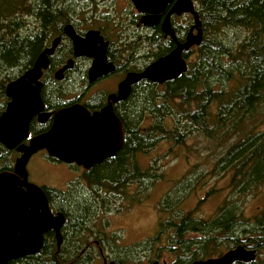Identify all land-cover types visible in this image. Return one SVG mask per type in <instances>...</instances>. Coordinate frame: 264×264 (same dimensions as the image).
I'll return each instance as SVG.
<instances>
[{"label": "trees", "instance_id": "trees-1", "mask_svg": "<svg viewBox=\"0 0 264 264\" xmlns=\"http://www.w3.org/2000/svg\"><path fill=\"white\" fill-rule=\"evenodd\" d=\"M72 3L0 0V72L18 68L22 74L31 67L45 44L70 23V16L76 11ZM195 3L204 40L184 54L187 72L162 86L139 85L128 102L117 106L116 112L124 124V144L117 155L85 172L84 186L75 183L69 189L46 187L50 204L67 217L60 250L51 234L40 253L17 264H90L95 259L90 237L100 235L101 243L109 241L106 233L109 222L103 216L128 210L139 200L141 191L150 190L163 177L153 172L152 166L141 170L135 157L156 148L159 141L170 140L173 147L183 146L185 138L194 131L216 145L227 139L224 154L215 167L222 175L225 171L230 173L228 196L210 221L194 220L198 209L185 214L179 223H164L162 219L158 234L135 248L149 250L150 258L154 244L161 240L167 228L173 231L171 240L187 254L184 261L215 258L225 249L244 246L257 251L256 260L248 264H264V207L250 217L245 210L251 198L264 193V0H197ZM67 5L69 12L64 10ZM76 14L85 26L94 23L83 13ZM29 16L33 22L27 20ZM34 18L39 27L35 26ZM120 20L102 17L100 23L104 29L109 26L116 29ZM175 27L179 41L183 42L187 29L176 24ZM161 37L157 32L150 39L154 44L160 42L158 57L174 48L173 42L161 41ZM192 56L196 59L190 63ZM5 86H1V99ZM149 121L151 124L145 125ZM170 121L172 128L168 126ZM209 174L216 175L212 171ZM206 175L197 174L195 185L203 182L205 187ZM213 183L216 187V181ZM134 185L142 187L138 195L131 194ZM213 187L206 191L207 195L216 192ZM170 204L168 199L167 206ZM168 210L163 205L160 212ZM172 214L176 215V211ZM186 234L195 238H187ZM114 248L117 264L134 262L120 247Z\"/></svg>", "mask_w": 264, "mask_h": 264}, {"label": "water", "instance_id": "water-1", "mask_svg": "<svg viewBox=\"0 0 264 264\" xmlns=\"http://www.w3.org/2000/svg\"><path fill=\"white\" fill-rule=\"evenodd\" d=\"M131 2L137 12L143 15L141 24L152 29L160 25L163 34L175 42V48L141 73L128 74L119 85L118 93L112 95L113 103L126 100L132 87L142 80L164 85L180 78L188 70L184 54L200 46L204 40L202 21L193 0ZM174 15L193 17V25L184 42L177 40L172 28L171 17ZM64 33L72 40L77 56L94 60L89 70L91 83L115 70L113 65H107V43H103L98 31H89L83 39L69 25L65 27ZM59 42V39L54 40L52 47L43 51L30 69L6 85L5 94L9 102L0 116V143L7 151L17 149L22 156L16 160L13 172L0 173V264L40 253L44 246V234L49 231L55 232L58 248L62 244L61 229L66 221L65 216L62 213L53 215L44 191L28 182L27 165L33 155L46 150L50 157L62 163L76 164L90 170L114 158L124 144L122 121L114 112L112 104H109L93 114L81 105L62 109L54 114L53 123L47 132L31 138L28 145H20L29 139V127L34 117L39 116V121L46 123L52 116L43 113L41 78L49 67V56L53 55ZM97 43H102L98 49ZM67 69L68 66L56 72V79L61 80ZM256 257L255 249L238 246L220 257L197 260L191 264H248L254 262ZM104 264L116 263L105 261Z\"/></svg>", "mask_w": 264, "mask_h": 264}, {"label": "rangeland", "instance_id": "rangeland-1", "mask_svg": "<svg viewBox=\"0 0 264 264\" xmlns=\"http://www.w3.org/2000/svg\"><path fill=\"white\" fill-rule=\"evenodd\" d=\"M66 2H74L72 4L80 13L82 9H85L84 12L89 15L91 14V16L87 17L86 15H81L88 18L89 21H94L95 18H98L96 14L90 12L92 8L88 0H66ZM94 2H107V7L111 5L113 7L111 11H109L107 7L100 9L98 15H105V12H115V14L118 13L121 15V19L124 18L125 22H127L128 16H132L133 9H131V5L128 3L130 0H94ZM27 20L33 22V18L30 16ZM175 24L181 28H186V32L188 33L189 28L193 25V17L184 15L180 20H177ZM127 26L128 28L130 27L128 24ZM138 32H141V36H151V33L144 29H140ZM195 59L196 56H192L189 59L190 63H193ZM19 74L18 68L0 72V95L2 92L1 86L7 85L10 81L16 79ZM2 101L3 100L0 98V112L3 111L4 108ZM149 124H151V121L147 122L145 125ZM168 126L172 128V121H170V125ZM262 128L264 129V126ZM185 139H187L186 144L180 147H173V141L165 140V142L159 141L156 145L157 147L149 150L146 154L139 153L135 157L138 167L141 170H146L152 166L155 170L153 171L152 168V171L163 177L155 181L150 190L141 191V186L134 185L131 189V194L138 195L140 191L142 193L138 195L139 200L133 202L134 205H131L128 210L122 213H114V211H112L110 214L101 215V217H104L105 221L107 220L109 222V229H106V233L109 236V241L112 242V239H115L113 242V249L115 250V245L120 247L131 259H134L132 264L152 263L148 258L149 250L145 248L136 249L135 247L140 246V244H143L146 240L153 239L158 234L160 229L159 223L162 219H164V223L168 221L179 223L185 214L198 209L196 211L197 213L193 216V218L195 217L194 220L210 221L216 217L224 199L229 194V171H225L222 175V171L215 167L219 158L224 154L225 150L223 147L226 146L224 144L227 142V139L223 140L219 145H216L210 143L209 139L198 135L195 131ZM231 142H229L227 146H229ZM45 161L49 162L42 154L38 153L33 156L27 166L30 180L39 186L66 189L70 184L69 182L73 181L76 183L77 176L79 175L80 177V175H84L83 170H78L61 162L54 164L57 168L49 167L45 172L43 170L44 164L43 166L41 164V162ZM209 171H212L216 175L212 177ZM199 173L207 174V184L205 187L202 185L203 182L195 185L194 178ZM213 181H216V187H213ZM212 187L216 189V192L207 195L206 191ZM168 199L171 202L169 206H167ZM124 204L125 208L127 203L124 202ZM163 205L169 208L165 213L160 212ZM117 207H121V204H118ZM262 207H264V193L261 197L251 198L248 204L245 205L247 216L250 217L255 215ZM174 211H176V215L172 214ZM97 225L100 227V223ZM166 230L167 231L162 234L161 240L154 244L153 251L151 252V257L153 258L151 259L158 258V254L161 253L160 258L163 257L162 259L168 262H173L181 256V260L184 261L187 254H183L184 249L171 240L173 231L167 228ZM113 234H116L117 237L114 236L112 238ZM186 235L187 238H195V236ZM100 238L101 237H97V240H100ZM94 247L93 254L96 259L91 263L102 264V261L98 258L99 247ZM108 251L109 255H111L109 248ZM226 251L227 249H225L223 253ZM112 255L114 256L113 253ZM113 256L111 258H113Z\"/></svg>", "mask_w": 264, "mask_h": 264}, {"label": "flooded vegetation", "instance_id": "flooded-vegetation-1", "mask_svg": "<svg viewBox=\"0 0 264 264\" xmlns=\"http://www.w3.org/2000/svg\"><path fill=\"white\" fill-rule=\"evenodd\" d=\"M193 2H196V0H193ZM128 3L131 5V9L133 10H132V16L131 17L128 16L127 22H125L124 18L122 17L123 19H121V15H119L118 13L115 14V12L113 13L105 12V15L104 14L98 15V13H100V9L107 7L108 5L107 2H90V6L92 8L90 12L93 14H96L98 18H95L94 21L90 20V22H94V23L88 24L87 26L81 23L80 18L77 17L78 15L76 14L78 9L74 8L76 11L74 15L70 16V21H69L70 23H67V25L63 26L61 28L62 31L56 36H54L50 40L49 43L45 44L40 54L46 49L51 48L54 40L56 39L60 40L53 55L49 56V67L46 71H44L43 77L41 78V82L43 84L42 91H41V96H42V100L44 103L43 113H49V114H52V116L48 119L46 123H41L39 121V116L34 117L29 127V139L23 141L20 145L22 144L28 145L31 138L47 132L51 128V125L53 123L54 114L62 109H66L74 105H81L85 109H87L91 114H93L96 111H100L107 105L112 104L114 112L118 116L116 112L117 106L123 105L126 102H128L135 88H137L139 85L150 83L147 80L140 81L137 85H134L132 87L131 94L126 100L113 103L112 98H111L112 95H115L118 93L119 85L126 80L128 74L141 73L150 64L155 62L157 59L165 56V55H162L160 57L157 56V53H158L157 45H158V48H160V42L157 44L150 42L151 36H152V39H154L153 38L154 35L158 32L162 36L161 41L173 42L174 48H175V42L171 39L170 36L166 37L163 34L160 25L154 29L144 27L141 24V19L143 15L137 12L131 0ZM112 8H113L112 5L107 7L109 11H111ZM64 10L69 12L70 11L69 6L67 5V8H64ZM169 10H170V7L167 9L166 13L163 14L162 21L167 15V13L169 12ZM84 11L85 9H82L81 13L85 14L87 17L91 16V14L88 15ZM183 16L178 17L174 15L171 17L172 28L175 31L176 38L178 41L179 39H178V34L176 32L175 22L177 20H180ZM102 17H107L110 20L117 19V21L121 19V22L119 23L120 25L116 29H114L112 26L111 27L109 26L108 29H104L100 23V18ZM127 24L130 25L129 28ZM69 25L73 27L76 35L83 39L86 38V35L89 31H98L100 33V35L103 37V43H107V49L105 53L107 65L111 64L115 68V70L112 73H109L103 76L102 78L98 79L97 81L93 83L90 82L89 70L94 60L86 56H77L75 54V46L72 40L68 36H66L64 33L65 27ZM35 26L39 27V24H37L36 19H35ZM140 29L149 31L151 33V36L150 35L141 36L140 35L141 32H138ZM101 46H102V43H97L96 48L98 49ZM67 66H68V69L64 71L62 79L57 80L55 77L56 72L63 70ZM31 67H29L28 69H30ZM27 70H25L22 74H19L17 77L23 75ZM158 86H162V85H158ZM2 100H3L2 104L5 103V105H4L3 111H1L0 113V116L6 110L7 104L9 102V99L6 97L5 91H4V94L2 95ZM123 127H124V124H123ZM38 153L42 154L49 162H51V163L46 162V161L41 162L42 166L44 164L43 170L45 172L47 171V168L56 167L54 166V164L60 162L57 159L50 157L46 150L39 151ZM21 156L22 154L19 153L17 149H14L12 151H7L4 145L0 143V173L5 172V171L13 172L16 160L20 158ZM33 156L31 157V159L33 158ZM67 165H70L71 167H74L78 170L81 169L84 171V173L89 172L91 170V169L86 170L83 167L77 166L76 164H67ZM78 177L79 175L77 176L76 183H79L81 186H84L83 175H80L79 178ZM28 182L39 186L38 184L33 183V181L30 180L29 173H28ZM69 183L70 184L67 186L68 189L71 188V185L75 184V182L73 181ZM39 187L44 191L48 199V202H49V194H48V191L46 190V186L45 187L39 186ZM49 206L51 209V213L53 215L57 216L59 213H62L66 218L65 224L63 228L61 229L62 244H63L64 234L66 232V224H67L66 214L62 212L61 210H59L58 208L53 207L50 204V202H49ZM51 234H53V237L57 245L56 234L54 231H49L44 234V244L46 243L49 236L52 237ZM97 237H101V236L99 235ZM97 237L95 238L90 237L91 238L90 243L94 244V246L99 247L98 258L102 261V264H104L105 261H107L108 263L115 262L117 264L116 260L114 259L115 253H113V243L108 240H105L104 243H101V240H97ZM62 244L60 245L59 248L57 246L58 250H60ZM108 248L110 250L111 255H109ZM112 253L114 254V256L112 255ZM112 256L113 258H111ZM151 258L153 257H150L149 261L151 260L152 263L158 261L159 264H191L193 263L189 261H182L181 260L182 256L180 258H177V260L173 262L172 261L168 262L165 259H162L163 257L160 258V256L156 259H151ZM23 260L24 258L13 260V261H10L8 264H17V262H20ZM202 260H205V259H202Z\"/></svg>", "mask_w": 264, "mask_h": 264}, {"label": "bare ground", "instance_id": "bare-ground-1", "mask_svg": "<svg viewBox=\"0 0 264 264\" xmlns=\"http://www.w3.org/2000/svg\"><path fill=\"white\" fill-rule=\"evenodd\" d=\"M48 1V0H47ZM37 14V13H36ZM184 41V40H183ZM186 58V57H185ZM184 75V74H183ZM210 100V99H209ZM239 191V190H238Z\"/></svg>", "mask_w": 264, "mask_h": 264}]
</instances>
